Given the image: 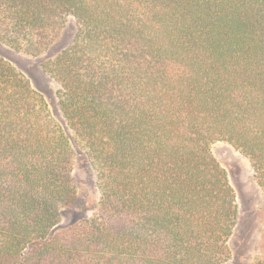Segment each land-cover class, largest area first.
Masks as SVG:
<instances>
[{"label":"trees","instance_id":"16d2710c","mask_svg":"<svg viewBox=\"0 0 264 264\" xmlns=\"http://www.w3.org/2000/svg\"><path fill=\"white\" fill-rule=\"evenodd\" d=\"M68 17L45 66L64 122L0 57V264H228L240 209L212 146L264 192V0H0V43L39 55ZM76 153L98 209L59 230Z\"/></svg>","mask_w":264,"mask_h":264},{"label":"rangeland","instance_id":"374dc122","mask_svg":"<svg viewBox=\"0 0 264 264\" xmlns=\"http://www.w3.org/2000/svg\"><path fill=\"white\" fill-rule=\"evenodd\" d=\"M77 28L76 19L68 17L56 40L46 52L39 55L25 50L18 51L0 43V57L10 62L29 79L33 88L45 98L52 114L61 122H64L62 111L58 106V93L61 87L49 76L45 66L72 42ZM212 153L226 170L230 184L236 192L240 209V221L230 243L231 258L228 264H254L264 248L263 189L257 181L249 159L240 151L228 143L218 142L212 146ZM74 178L79 188L78 196L70 205L61 209L59 230L92 217L98 209L99 191L96 176L83 153H76Z\"/></svg>","mask_w":264,"mask_h":264}]
</instances>
